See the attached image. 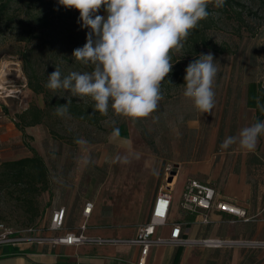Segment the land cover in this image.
I'll list each match as a JSON object with an SVG mask.
<instances>
[{"label": "rangeland", "instance_id": "374dc122", "mask_svg": "<svg viewBox=\"0 0 264 264\" xmlns=\"http://www.w3.org/2000/svg\"><path fill=\"white\" fill-rule=\"evenodd\" d=\"M208 11L210 15L192 31L183 50L172 53L174 65L161 85L163 99L158 109L133 122L111 108L107 116L101 115L93 110L90 98L45 87L55 68L60 69L61 78L72 71L91 70L72 56L74 49L86 43L89 31L78 23L79 11L60 6L58 0H0V102L10 112H22L30 104L45 107L43 95L28 88L27 72L53 98L75 100L95 122L47 111L35 146L44 156L49 190L29 207L0 191V223L14 229L33 227L41 235L55 236L48 230L53 210L65 207L69 214L64 228L75 231L74 212L88 201L94 208L102 206V214L125 229L148 220L151 198L172 183L168 179L175 175L177 152L202 145L201 127L215 121V108L222 100L227 97L240 107L246 88L249 100L257 86L264 90V0H225L222 8L210 4ZM98 14L106 15L103 8ZM24 52L27 64L21 58ZM209 52L219 69L215 107L212 113H201L183 96L184 83L172 74H184L190 62ZM197 124L198 131L193 129ZM115 130L118 135H113ZM183 182L181 177L175 194Z\"/></svg>", "mask_w": 264, "mask_h": 264}, {"label": "crops", "instance_id": "0c3cea01", "mask_svg": "<svg viewBox=\"0 0 264 264\" xmlns=\"http://www.w3.org/2000/svg\"><path fill=\"white\" fill-rule=\"evenodd\" d=\"M258 94L256 89L252 100H249L246 88L245 100L240 107H234L226 97L222 100V105L215 108V121L201 127L204 134L202 145L195 149L180 148L177 152V161L173 162L175 175L171 180L168 220L166 225L157 227V235L168 237L171 226L180 224L182 236L189 239L248 237L264 240V135L259 137L253 152L242 150L236 144L227 149L221 148L226 137L237 135L241 128L255 123ZM18 113V110L10 112L0 102L2 162L30 157L32 154L25 144H29L42 155L35 146V135L39 128L27 127L24 133L20 131L13 121ZM193 129L198 131L200 127L197 124ZM181 177L184 182L175 194ZM187 179L213 186L221 200L243 208L249 220H238L233 215L215 210H198L197 213L182 211L179 202ZM154 199L155 195L150 200V208ZM82 209L74 212L76 222L72 227L75 231L64 228L62 233H54H78L79 227L85 224L83 234L88 237L132 238L137 234L139 227L125 229L119 226L113 218L102 214V206H93L88 218L82 215ZM204 214L208 217V224L201 223ZM139 258L140 248L137 246H98L88 243L0 246V264H138ZM145 264H264V249L208 248L201 245L157 246L150 249Z\"/></svg>", "mask_w": 264, "mask_h": 264}, {"label": "clouds", "instance_id": "9594fccd", "mask_svg": "<svg viewBox=\"0 0 264 264\" xmlns=\"http://www.w3.org/2000/svg\"><path fill=\"white\" fill-rule=\"evenodd\" d=\"M58 4L79 11L78 23L89 29L86 43L72 56L91 70L61 78L55 68L45 87L90 98L93 110L101 115L107 116L111 108L135 122L158 109L161 85L173 69L172 53H180L192 31L208 18V6L222 8L225 0H58ZM101 8L106 15L98 14ZM218 71L211 52L200 54L185 69L183 96L201 113H212L215 107ZM70 103L56 107V114H67ZM262 135L264 121H257L226 137L221 148L236 144L253 152Z\"/></svg>", "mask_w": 264, "mask_h": 264}, {"label": "built area", "instance_id": "2783aa9c", "mask_svg": "<svg viewBox=\"0 0 264 264\" xmlns=\"http://www.w3.org/2000/svg\"><path fill=\"white\" fill-rule=\"evenodd\" d=\"M15 122V118L13 119ZM169 184V183H168ZM171 184L160 188L155 196L154 202L149 211V220L141 224L137 234L132 238L118 237H88L83 234L85 224L79 227V232L66 231L63 235L44 236L36 232L33 227L14 229L0 223V246L21 244H65L80 245L83 243L98 246H137L140 248V258L138 264H145V258L153 247L173 246L186 247L190 245H201L208 248H238L243 250L264 249V240L253 238H202L189 239L182 236L180 224L171 226L168 237H161L156 234L157 227L166 225L171 204ZM92 202H86L82 209L85 218L90 216L93 209ZM179 208L184 212L197 213L198 210L209 212L211 210L224 212L235 216L238 220L248 221L246 212L243 208L231 202L221 200L215 188L208 184H203L195 179H188L181 194ZM67 210L60 207L53 210L48 226L50 232H59L64 229ZM202 224H208L206 214L201 218Z\"/></svg>", "mask_w": 264, "mask_h": 264}, {"label": "trees", "instance_id": "16d2710c", "mask_svg": "<svg viewBox=\"0 0 264 264\" xmlns=\"http://www.w3.org/2000/svg\"><path fill=\"white\" fill-rule=\"evenodd\" d=\"M202 45L206 47L207 44L205 40H202ZM195 54H198V49L195 50ZM21 58L23 63L27 64L28 54L26 52H24ZM172 75H174V77L181 82L185 83V72L184 74L176 73ZM26 77L28 79V88L35 95H43L45 107L41 108L35 104H30L25 110L16 114L15 124L20 131L24 133V129L27 127H39V125L44 124L47 117V111L53 110L56 112V107L66 104L68 100H70L71 103L69 104V111L67 114L78 120H86L90 124L95 123L92 114L88 113L87 110L85 111V109L79 106L75 100L62 97L53 98L52 94L45 90L44 87L37 81L35 75L31 76L26 72ZM169 77L170 75L165 80ZM257 89L259 91V101L256 107L255 122L262 121L264 118V112L260 111V105H264V90H260L259 86H257ZM25 145L32 154L30 157L0 163V191H4L5 195H9L14 200H17L24 207H29L34 200H37L38 196L49 190V178L44 156L40 155L29 144ZM36 215L37 212L34 213L33 219Z\"/></svg>", "mask_w": 264, "mask_h": 264}, {"label": "water", "instance_id": "95a60500", "mask_svg": "<svg viewBox=\"0 0 264 264\" xmlns=\"http://www.w3.org/2000/svg\"><path fill=\"white\" fill-rule=\"evenodd\" d=\"M172 174H175V173H174V172H172ZM171 180H172V178H169V179H168V182H171Z\"/></svg>", "mask_w": 264, "mask_h": 264}]
</instances>
